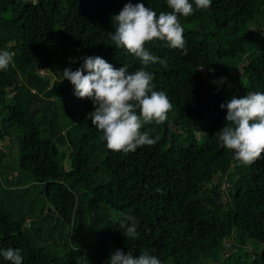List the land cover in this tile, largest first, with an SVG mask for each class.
Wrapping results in <instances>:
<instances>
[{"label": "trees", "instance_id": "trees-1", "mask_svg": "<svg viewBox=\"0 0 264 264\" xmlns=\"http://www.w3.org/2000/svg\"><path fill=\"white\" fill-rule=\"evenodd\" d=\"M129 2L173 11L167 0H0V51L14 53L0 70V249H20L23 264H83L85 254L107 264L116 249L162 264H264V153L238 165L215 136L222 103L264 93V0L199 10L189 0L194 13L177 14L187 54L145 44L166 66L143 65L110 40L111 18ZM84 56L153 74L173 105L163 123L141 128L157 143L125 153L99 139L91 100L63 79ZM129 210L136 239L120 223Z\"/></svg>", "mask_w": 264, "mask_h": 264}, {"label": "clouds", "instance_id": "clouds-1", "mask_svg": "<svg viewBox=\"0 0 264 264\" xmlns=\"http://www.w3.org/2000/svg\"><path fill=\"white\" fill-rule=\"evenodd\" d=\"M212 0H194L195 8L207 9ZM171 12L157 13L144 3H126L118 14L112 16L115 30L108 36L117 48L125 49L142 62L143 65L159 63L166 66V61L150 54L145 48L153 40L166 41L173 49H183L187 54L184 28L177 14L188 17L194 13L189 0H167ZM14 53L0 51V70H6L13 63ZM83 62L75 71L63 69V79L74 86V94L91 100L94 111L88 114L93 126L102 135L99 139L106 142L108 149L125 153L135 151L139 146H151L159 137H150L142 132L143 125L155 121L163 123L172 109L169 97L163 91H157L152 83L154 76L143 67L130 72L127 65L115 68L100 56H84ZM70 63H76L70 60ZM86 73V74H85ZM221 77L219 83H224ZM216 83L217 81H213ZM230 86V85H229ZM227 110L226 124L218 131L222 146L233 151V159L238 165H251L264 153V93L250 92L242 97L233 95L220 105ZM121 227L129 239H136L137 220L132 210L123 213ZM79 251V249H78ZM0 256L11 264H23L20 249H0ZM83 264H88L86 254ZM107 264H162L161 260L141 252L134 256L132 251L125 253L116 249L110 253Z\"/></svg>", "mask_w": 264, "mask_h": 264}, {"label": "rangeland", "instance_id": "rangeland-1", "mask_svg": "<svg viewBox=\"0 0 264 264\" xmlns=\"http://www.w3.org/2000/svg\"><path fill=\"white\" fill-rule=\"evenodd\" d=\"M12 92H13V88H11V89L9 88V93L11 94ZM0 144H3V143H1V141H0ZM4 162H12V157L10 155H8L4 159ZM0 171H3V166L2 167L0 166ZM4 171H7L9 173V175H11L12 177L16 174V171L12 170V168H8V170H4ZM250 245L252 246L253 243H250Z\"/></svg>", "mask_w": 264, "mask_h": 264}]
</instances>
